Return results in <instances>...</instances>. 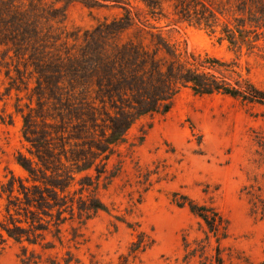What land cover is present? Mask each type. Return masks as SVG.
Returning a JSON list of instances; mask_svg holds the SVG:
<instances>
[{
	"label": "rangeland",
	"instance_id": "rangeland-1",
	"mask_svg": "<svg viewBox=\"0 0 264 264\" xmlns=\"http://www.w3.org/2000/svg\"><path fill=\"white\" fill-rule=\"evenodd\" d=\"M14 2L41 4L53 18L39 20L51 38L42 70L27 60L8 58L0 47V220L7 217L9 195L2 185L12 177L16 186L19 181L30 185L25 170L30 162L42 170L37 176L42 188L70 182L57 179L72 175V197L82 193V182L89 183L85 176L91 177L106 211L66 213L62 244L54 240V249L7 239L0 264H19L22 246L40 264H65L69 258L68 264H216L217 256L222 264H264V105L221 94L199 96L182 88L166 114L139 118L123 142L107 146L119 108L94 104L93 88L82 90L76 77L90 68L87 55L109 47L110 24L126 10L138 28L123 38L143 28L139 36L149 44L146 33H159L179 48L231 64L262 91L264 50L239 51L219 40L220 28L211 34L180 22L172 0L152 1L155 10L141 0ZM33 140L41 142L45 167L38 162ZM87 194L83 192L84 199ZM185 198L221 215L226 237L218 241L221 236L208 233L187 202L177 205ZM138 233L152 244L134 258L129 251ZM50 241L47 234L42 244Z\"/></svg>",
	"mask_w": 264,
	"mask_h": 264
},
{
	"label": "trees",
	"instance_id": "trees-1",
	"mask_svg": "<svg viewBox=\"0 0 264 264\" xmlns=\"http://www.w3.org/2000/svg\"><path fill=\"white\" fill-rule=\"evenodd\" d=\"M141 1L148 10H155L154 0ZM172 1L180 22L211 34H215L220 28L219 40L226 41L233 49L249 53L264 50V0ZM50 17L53 18L41 4L29 2L24 6L21 2L20 6H16L14 0H0V47L5 48V56L27 60L34 68L42 70L41 58L45 55L51 38L39 27V20ZM110 26L112 40L107 46L110 50L105 44L100 52L87 55L90 68L76 74L82 90L85 91L86 87L93 88L94 104L119 108V112L111 120L107 146L123 142L125 133L139 118L166 114L173 98L182 88H188L199 96L221 94L243 102L264 105V91L249 80L241 78L231 64L221 62L206 53L199 54L179 48L168 43L159 33L147 32L150 40L146 44V37L143 34L139 36L143 28L134 36L123 38L125 32L137 27L129 10L122 17L114 19ZM41 75L43 79L45 74ZM23 134L28 138L26 132ZM32 144L37 147L38 162L43 167L47 166L45 155L41 152V142L33 140ZM90 167L78 170L77 173L87 171ZM25 170L31 179L30 185L19 181L16 186L13 177L2 185V189L7 188L9 195L7 217L0 220V254L7 239L17 244L26 243L39 245L43 249H54V240L62 244L61 226L67 220L66 213L71 217L74 210L80 216L106 211L105 205L96 198V187H93L91 177L85 176L89 183L82 182V193L76 197L73 192L72 197L68 191L74 179L72 175H60L57 179L61 181L66 177L70 182L48 183L42 188L37 184L44 183L37 180L38 173H42V170L34 168L32 162ZM83 192L88 193L85 199ZM186 202L190 213L203 221L208 233L215 237L221 236L217 238L218 241L226 237L227 222L221 215L212 208L198 206L186 198L177 205L184 206ZM47 234L51 235L52 241L42 244ZM151 244L152 241L148 243L147 236L138 233L137 241L130 246L129 256L135 258L137 253L143 252ZM18 258L19 264H40V258L33 251L28 252L24 246ZM70 261L71 258L65 260V264ZM215 263L222 264V259L217 256Z\"/></svg>",
	"mask_w": 264,
	"mask_h": 264
}]
</instances>
